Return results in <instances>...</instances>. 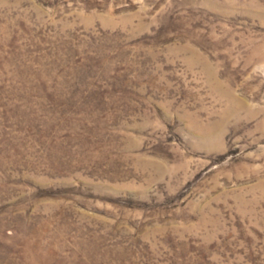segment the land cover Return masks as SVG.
<instances>
[{"label":"rangeland","instance_id":"obj_1","mask_svg":"<svg viewBox=\"0 0 264 264\" xmlns=\"http://www.w3.org/2000/svg\"><path fill=\"white\" fill-rule=\"evenodd\" d=\"M0 264H264V0H0Z\"/></svg>","mask_w":264,"mask_h":264}]
</instances>
